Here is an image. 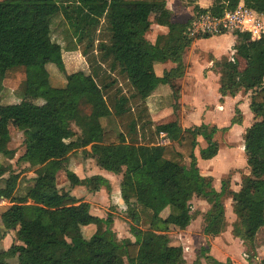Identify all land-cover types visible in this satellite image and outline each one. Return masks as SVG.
<instances>
[{"label": "trees", "instance_id": "1", "mask_svg": "<svg viewBox=\"0 0 264 264\" xmlns=\"http://www.w3.org/2000/svg\"><path fill=\"white\" fill-rule=\"evenodd\" d=\"M239 3L264 13V0H216L208 8L195 5L193 16L219 15ZM151 4L161 7L156 23L167 28L154 42L146 38ZM56 14L63 17L87 64V70L66 74L59 87L51 84L46 67L52 63L65 71L62 47L51 36L50 21ZM170 17L165 0H0V90L4 80L22 75L23 94L42 101L0 104V155H15L8 147L12 120L24 135L25 150L17 161L37 164L32 184L16 195L19 174L0 159V179L8 175L0 199L9 202L0 222L6 230L20 227V243L0 251V264H186L182 245L172 244L168 231L191 223L195 196L209 205L203 215L204 235L225 230L224 197L231 200L236 217L235 237L252 243L264 227V35L249 41L248 33L234 32L233 57L214 62L220 73L219 94L250 90L249 109L255 119L243 133L248 173L238 189L230 188L226 176L217 191L212 177L200 173L195 149L201 137L205 146L199 157L213 158L218 151L214 136L228 127L200 123L183 128L177 120L155 125L145 103L158 85L184 74L182 50L194 39L210 37L190 35L193 17L185 23ZM239 59L245 61L243 68ZM165 62L174 66L157 74L155 66ZM102 119L113 124L103 126ZM236 123L240 118L231 120ZM73 126L80 130L79 137L66 141L62 134ZM92 143L101 145L98 166L121 176L120 194L134 239L117 237L112 213L101 220L103 228L83 238L82 227L100 219L88 202L57 186L60 162ZM66 175L70 186L90 189L100 181L110 191L100 175L79 178L71 170ZM143 214L148 217L145 228L139 227ZM192 264L232 263L216 259L206 244L196 250Z\"/></svg>", "mask_w": 264, "mask_h": 264}, {"label": "rangeland", "instance_id": "2", "mask_svg": "<svg viewBox=\"0 0 264 264\" xmlns=\"http://www.w3.org/2000/svg\"><path fill=\"white\" fill-rule=\"evenodd\" d=\"M50 28L52 39L59 43L62 47V59L65 71L60 72L52 63H48L46 67L50 75L51 84L53 86L59 87L65 84L66 74H70L78 70H87V64L84 57L81 55L79 48L75 47L74 38L71 36L67 24L60 14H56L51 18ZM148 34H150V36L154 34V29L149 30L146 35ZM232 34L229 32L211 34L210 36H212V38L210 40L201 42L198 45L204 51L209 47L215 48L217 46H220L221 48H226ZM239 62L240 68H243L245 66V61L243 59H239ZM23 82L24 78L22 75H17L14 79L4 80L2 89L0 90V104H14L21 101L41 103L42 101L40 99L36 100L23 94ZM163 98L164 101L162 102V108L160 110L152 108L154 117H152L151 111L149 110L152 121L153 119H156V116L158 115L164 117L163 121H153L155 125L168 122L177 115L181 116V107L175 102V99L172 97V95L168 94ZM206 100H208V98H206ZM147 102L148 100L146 99L145 103L148 106V109H150L149 107H151L153 100L151 101L150 99V103L148 102L149 104ZM190 102L191 104L195 105V112L198 113L202 107L201 103L195 101L193 102L192 99L190 100ZM236 115L239 114L237 113ZM228 116L229 111L218 112L217 110H212L211 113L207 115L206 120H212L217 124L218 127H221L225 124L228 125ZM200 118L202 119L203 117ZM197 120L195 118L190 120L187 119L186 121H184V125L186 127L195 125L194 123H197ZM254 120L255 119L253 118V116L248 119L250 123H252ZM110 121L111 120L108 119H102V125H112L113 123H111ZM209 125L213 124L209 123ZM8 130L10 134V142L8 143V147L9 149L15 151V155L12 159H5L0 155V159L4 164L8 165L13 172L19 174V180L17 188L15 190V194L22 195L25 193L27 187L32 184V178H34L35 176L34 169L37 167V164L17 161L18 157L23 154L25 150L24 135L23 132L16 127L13 121H9ZM79 134L80 130L77 127L73 126L71 132L62 134V137L66 141H68L78 138ZM241 134L242 133L239 130L233 132H229V130H217L214 136V139L218 144L217 157L210 160H202L199 158L198 151L200 148L205 146V142L201 137L198 138L199 142L195 149V153L197 155L199 170L202 174L211 176L212 184H214L216 187L220 185L221 179L228 176L230 178V188L233 190L238 189L242 176L248 173V167L245 161V153L243 150V146H245V144L243 138L241 137ZM100 152L101 145H95L92 146L89 150L77 149L75 152L71 153L68 156L67 161L60 162V171L57 173L56 179L57 186L62 187L63 189L64 183L69 184L66 171L70 169L76 170L80 174H83V176L94 175L89 173L98 171V159L100 156ZM185 163L188 164V160H186ZM99 170L102 172L104 171L101 169ZM7 176L8 175L5 174L4 177L0 179V186L4 185V179ZM120 177V175L112 174V183L109 192L106 190V186L100 181L91 184L90 190L86 188L87 190L78 192V195L81 197V199L89 198L88 200L94 205H92L94 207L93 209H99L100 211V217H98L100 221L98 223L82 227L83 238H88L89 236L97 233L101 227L103 228L101 220L104 219L108 213H112V211H114L119 215L118 219H115V223L113 225V230L115 231L117 237L120 239L124 237L134 239V236L130 229L131 221L127 217L125 211L126 206H123L124 208H122L117 204V202L114 205H112L111 202H107V199L109 198L108 195L114 189L117 190V188L120 186ZM116 196L118 197L119 194H116ZM223 202L225 207V220L227 225L225 230L221 232L220 236L224 237L225 235L229 243L227 245L218 243V250L225 249L227 246V248L224 250L223 256L226 255L228 259L232 257L233 261L237 264H260V260L264 257V227H260L258 229L252 243H244L240 238L235 237L232 234V228L233 224L235 223L236 217L232 212L231 200L228 197H224ZM7 205H9L8 200H6L5 205L0 206V212ZM208 208L209 205L205 200H202L201 198L196 196L193 197L191 200V212L194 218L188 225L189 228L179 229L177 227H170L168 231L171 243L175 245H182L183 254H185V257L190 260L197 248L204 244L203 240L201 239L204 235L201 233V228L202 226H204L203 215ZM147 220V215L143 214L142 223L139 225V227L145 228ZM226 231L228 232L226 233ZM17 232L18 230H11L8 232L11 244L20 243L16 239ZM0 248H2V246H0ZM215 251L217 252V250ZM193 261L186 264H192ZM202 263H205V261L202 260Z\"/></svg>", "mask_w": 264, "mask_h": 264}, {"label": "crops", "instance_id": "3", "mask_svg": "<svg viewBox=\"0 0 264 264\" xmlns=\"http://www.w3.org/2000/svg\"><path fill=\"white\" fill-rule=\"evenodd\" d=\"M165 1H166V7L171 12L170 20L173 22H179V23H185L186 21H188L189 19L194 17L193 16L194 15L193 7L195 5H198L201 8H208L213 3H215L214 0H190V1H187V0H185V1L184 0H165ZM160 11H161V7L159 5L151 4L149 6L148 19L151 23L150 30L154 29V34H152L151 36H150V34L146 35V38L150 42H154V40L158 34L165 33L167 31V28L165 26H162V25H159L156 23V19L159 15ZM211 38H212V36H210L208 38L194 39L188 48L182 50V60H183L184 66H185L184 74L181 77L172 80L171 84H160L156 87V89L152 92V94L150 96H148V98H147L149 103H150V99H151V101L153 100L151 107H149L150 108L149 110L151 111L152 117H154L152 110L153 109L160 110L162 108V102L164 101L163 97H165L168 94H171L172 97L175 99V102L177 104H179L181 107V109H180L181 110V116L177 115L176 117H174L170 121L177 120L178 123L183 128L186 127L184 125V121H186L187 119L190 120L193 118H195L196 120L199 119V120H197L198 121L197 123H194L195 125H199L200 123H206V124L212 123L213 125H215L216 123H214L212 120H209V119L206 120L207 115L210 114L212 110H217L218 112L229 111L228 125L225 124L221 127H228L227 130H229V132L239 130L242 133L241 137L243 138V133H244L245 129L255 121L254 120L252 123H250L248 121V119L253 116V114L251 113V111L249 109L251 91L250 90L246 91L243 88H241L234 96H223L222 97L218 92L219 76H220L219 68L214 65V62L220 60L223 56H225L229 59H231L233 57V55L235 53L234 45L236 43V36L234 34H232V36H230V40H229V43L226 46V48H221L220 46H217L215 48L209 47L204 51L203 49H201L199 47V45H198L199 43L208 41ZM173 66H174V64L172 62H165L163 64H157L155 66V70H156L157 74L162 75L164 70H169ZM206 98H208V100H206ZM191 99L193 102L195 101V102L201 103L202 107L198 113L195 112L196 108H195L194 104H191V102H190ZM236 109L238 110V112H236ZM233 112H234V114H233ZM237 113L239 115H236ZM236 116L238 118H240V123L239 124H237V123L231 124V120L234 117L237 118ZM200 117H203V118L201 119ZM253 118H254V116H253ZM163 120H164V117H162L161 115H158V116H156V119H153L154 122H160ZM10 121H12V120H10ZM215 126H217V124ZM221 127H218V128H221ZM244 144H245V142H244ZM95 145L99 146L100 144L99 143H92V144L86 146L84 148V150H89L92 146H95ZM243 147H245V146H243ZM243 150L245 153V149H243ZM195 152H196V150H195ZM198 153H199V151H198ZM198 156H199V154H198ZM215 157H217V154L213 158H215ZM213 158H211V159H213ZM208 160H210V159H208ZM98 168L101 169L99 166H98ZM99 169H97L98 170L97 172H93V173H89V174L102 176L103 178L108 180L110 187H111V183H112L111 177H112V174H114V173L108 172L104 169H101V170H104L102 172ZM70 170L73 171L79 178H84V177L90 176V175L89 176L88 175L83 176V174H80L76 170H73V169H70ZM202 175L208 176L207 174H202ZM212 186L217 191L220 189V185H218L216 187L214 184H212ZM59 188H61V187H59ZM63 189L66 191H69L72 195H74L75 197L80 198V199H81V197L78 195V192L79 191L83 192V190H87L86 187H84V186H70V184H68V183L63 184ZM88 190H90V189H88ZM116 194H119V196L117 197ZM108 197L109 198L107 199L108 200L107 202H111L112 205L116 204V202H117V204L119 206L124 208L123 206H125V204H124V200L122 199L121 194H120V186L117 188V190L114 189L108 195ZM88 199L89 198H85L82 200L89 203L90 212L93 215L100 217L99 209H93L94 205ZM116 209H119V208H116ZM112 214L114 215V222H113V225H114L115 219H118L119 215L114 211H112ZM187 228H189V227L187 226L186 229ZM19 229H20V227H17L16 229L6 230L3 228V226L0 222V232H1L0 246H2V248H0V251L6 250L11 244L10 243L11 240H9V233L8 232L11 230H18L19 231ZM227 232L228 231H226V233ZM220 234H218L217 236L203 235V237L202 238L200 237V238L204 242L203 245H206V244L209 245V253L212 256H214L216 259H218L220 261H225L228 257H226V255L223 256V253H224V250L227 248V246L225 249L218 250L217 245H218V243H221V244L223 243L224 245H227L229 242H228V239L225 237V235L223 237V236H220ZM203 245H201V246H203ZM200 247H198V248H200ZM215 250H217V252ZM193 256H194V258L196 257V251L192 255L191 260L186 258L185 254H184L186 263L193 261V259H194ZM231 259H232L231 262H233L232 264H237L233 261L232 257L230 258V260Z\"/></svg>", "mask_w": 264, "mask_h": 264}, {"label": "built area", "instance_id": "4", "mask_svg": "<svg viewBox=\"0 0 264 264\" xmlns=\"http://www.w3.org/2000/svg\"><path fill=\"white\" fill-rule=\"evenodd\" d=\"M189 32L192 36L222 32L248 33L249 41H254L264 35V13L239 3L234 9L223 10L219 15L210 12L195 15ZM166 142L167 139L160 140V143ZM5 203L6 200L0 199V206Z\"/></svg>", "mask_w": 264, "mask_h": 264}]
</instances>
